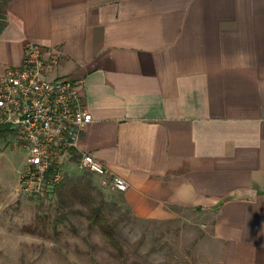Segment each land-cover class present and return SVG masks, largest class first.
I'll use <instances>...</instances> for the list:
<instances>
[{
	"label": "crops",
	"instance_id": "0c3cea01",
	"mask_svg": "<svg viewBox=\"0 0 264 264\" xmlns=\"http://www.w3.org/2000/svg\"><path fill=\"white\" fill-rule=\"evenodd\" d=\"M0 79L36 42L82 79L73 157L127 184L140 220L178 222L197 264H264V0H12Z\"/></svg>",
	"mask_w": 264,
	"mask_h": 264
},
{
	"label": "rangeland",
	"instance_id": "374dc122",
	"mask_svg": "<svg viewBox=\"0 0 264 264\" xmlns=\"http://www.w3.org/2000/svg\"><path fill=\"white\" fill-rule=\"evenodd\" d=\"M64 161L57 185L27 195L26 153L0 140V264H197L180 220L132 217L108 180Z\"/></svg>",
	"mask_w": 264,
	"mask_h": 264
},
{
	"label": "built area",
	"instance_id": "2783aa9c",
	"mask_svg": "<svg viewBox=\"0 0 264 264\" xmlns=\"http://www.w3.org/2000/svg\"><path fill=\"white\" fill-rule=\"evenodd\" d=\"M58 60L57 56H47L39 43L29 41L21 64L6 69L0 79V140L6 138L23 147L26 163L20 174V190L37 197L62 180L63 162L73 157L90 121L78 92L83 80L49 78ZM74 164L78 170L100 177L107 173L90 154H81ZM108 181L116 191L127 189L120 177L112 176Z\"/></svg>",
	"mask_w": 264,
	"mask_h": 264
},
{
	"label": "trees",
	"instance_id": "16d2710c",
	"mask_svg": "<svg viewBox=\"0 0 264 264\" xmlns=\"http://www.w3.org/2000/svg\"><path fill=\"white\" fill-rule=\"evenodd\" d=\"M10 1L12 0H3L2 3H0V33L2 32L6 24L3 9ZM2 133H3V130H0V137L2 136ZM92 220L95 222L98 220V217L94 216L92 217Z\"/></svg>",
	"mask_w": 264,
	"mask_h": 264
}]
</instances>
